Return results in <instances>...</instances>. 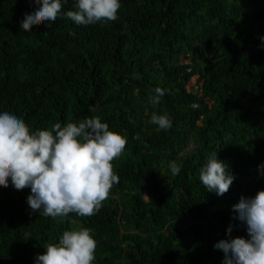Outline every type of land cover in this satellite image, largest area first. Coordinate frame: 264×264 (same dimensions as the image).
<instances>
[{
	"label": "trees",
	"instance_id": "obj_1",
	"mask_svg": "<svg viewBox=\"0 0 264 264\" xmlns=\"http://www.w3.org/2000/svg\"><path fill=\"white\" fill-rule=\"evenodd\" d=\"M61 3L54 22L25 32L38 6L0 0V113L33 132L99 118L127 140L112 161L119 183L94 215L54 219L9 180L0 264H36L81 228L97 244L92 264H223L214 245L248 238L233 205L264 190V0H120L115 21L91 25L67 18L77 0ZM157 87L166 92L154 107ZM153 113L172 127L158 130ZM214 154L235 177L223 196L199 180Z\"/></svg>",
	"mask_w": 264,
	"mask_h": 264
},
{
	"label": "clouds",
	"instance_id": "obj_2",
	"mask_svg": "<svg viewBox=\"0 0 264 264\" xmlns=\"http://www.w3.org/2000/svg\"><path fill=\"white\" fill-rule=\"evenodd\" d=\"M37 9L25 14L21 29L54 22L61 13V0H28ZM120 0H77L75 11L67 18L76 25H91L115 21ZM264 42V37H260ZM264 46V45H262ZM166 90L157 87L149 102L159 105ZM150 123L158 130H168L172 121L167 115L152 114ZM139 139V135L134 137ZM127 144L125 137L109 130L99 118H86L79 123H56L52 130L30 131L28 125L14 114L0 113V187L7 188L9 180L20 191L30 188L27 203L33 212L45 217H66L76 213L81 217L94 215L108 198L119 176L112 161L119 158ZM264 174V164L258 166ZM172 175L180 166L169 163ZM235 177L227 166L209 157L199 170V180L208 192L226 194ZM235 217L246 225L248 238L235 237L214 245L224 253L223 264H264V190L254 197L241 196L233 205ZM231 226L228 229L230 233ZM96 241L86 228L64 231L58 244H48L36 264H92Z\"/></svg>",
	"mask_w": 264,
	"mask_h": 264
},
{
	"label": "rangeland",
	"instance_id": "obj_3",
	"mask_svg": "<svg viewBox=\"0 0 264 264\" xmlns=\"http://www.w3.org/2000/svg\"><path fill=\"white\" fill-rule=\"evenodd\" d=\"M196 79V76L191 77L189 84H193V81ZM189 84L186 86V88H189Z\"/></svg>",
	"mask_w": 264,
	"mask_h": 264
},
{
	"label": "built area",
	"instance_id": "obj_4",
	"mask_svg": "<svg viewBox=\"0 0 264 264\" xmlns=\"http://www.w3.org/2000/svg\"><path fill=\"white\" fill-rule=\"evenodd\" d=\"M197 88V87H196Z\"/></svg>",
	"mask_w": 264,
	"mask_h": 264
}]
</instances>
